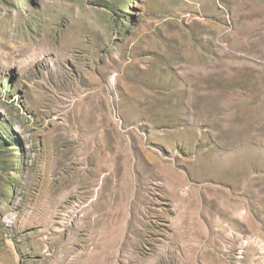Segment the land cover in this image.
Listing matches in <instances>:
<instances>
[{
	"label": "rangeland",
	"instance_id": "374dc122",
	"mask_svg": "<svg viewBox=\"0 0 264 264\" xmlns=\"http://www.w3.org/2000/svg\"><path fill=\"white\" fill-rule=\"evenodd\" d=\"M0 264H264V0H0Z\"/></svg>",
	"mask_w": 264,
	"mask_h": 264
}]
</instances>
